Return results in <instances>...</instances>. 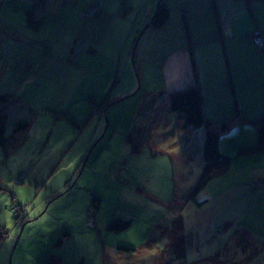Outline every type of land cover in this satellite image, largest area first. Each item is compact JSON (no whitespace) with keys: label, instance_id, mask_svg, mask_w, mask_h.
Wrapping results in <instances>:
<instances>
[{"label":"rangeland","instance_id":"374dc122","mask_svg":"<svg viewBox=\"0 0 264 264\" xmlns=\"http://www.w3.org/2000/svg\"><path fill=\"white\" fill-rule=\"evenodd\" d=\"M38 1L0 0V93H15L19 101L6 135L17 118L30 122L26 141L10 158L0 145V227L9 233L0 239V264H41L52 254L58 264H264V151L238 153L256 143L258 114L228 120L220 147L231 165L191 197L204 165L205 129L195 137L181 132L180 114L153 102L141 83L125 99L102 106L101 119L96 114L85 126H72L60 111L83 77L70 57L83 49L76 21L80 14L98 19L92 12L101 4L71 0L66 7L73 9L48 12L36 31L26 19ZM123 18L133 48L149 27L142 31L140 19ZM102 23L94 22V30ZM57 30L63 49L48 54L40 43L49 36L59 40ZM94 197L101 199L98 208L92 207ZM180 217L183 228L174 230ZM114 219L131 225L110 232Z\"/></svg>","mask_w":264,"mask_h":264},{"label":"crops","instance_id":"0c3cea01","mask_svg":"<svg viewBox=\"0 0 264 264\" xmlns=\"http://www.w3.org/2000/svg\"><path fill=\"white\" fill-rule=\"evenodd\" d=\"M70 1L48 0L44 12L65 13L73 9L66 7ZM128 1H94L92 4H102L100 17L80 14L76 21L80 30L75 38L83 41V49L76 59L73 49L70 57L83 77L63 111L72 118V126H85L98 115L92 103H101L108 95L111 99L128 96L140 83L150 96L157 92L163 99L170 92L198 87L204 112L218 117H211L214 120L224 115L238 117L239 121L259 115L264 107V49L256 45L254 34L261 31L264 39V0H131L130 5ZM162 1L170 10L168 21L163 27L150 25L144 31ZM127 14L136 17L135 24L140 19L144 27L143 36L138 43L136 37L133 48L129 46L132 30L128 31L127 19L123 18ZM94 22H103V29L95 31ZM55 32L59 40L49 36L46 43H34L45 45L48 54L60 55L63 37L57 34L63 32ZM83 52L84 63L80 64ZM150 86L155 91L149 92ZM15 102L19 104L17 99ZM12 106L8 109L10 118ZM204 137L200 139L202 144Z\"/></svg>","mask_w":264,"mask_h":264},{"label":"trees","instance_id":"16d2710c","mask_svg":"<svg viewBox=\"0 0 264 264\" xmlns=\"http://www.w3.org/2000/svg\"><path fill=\"white\" fill-rule=\"evenodd\" d=\"M48 0H39L33 8L27 11V25L29 28L39 31L46 23L45 16L47 15L45 10V4ZM97 1V0H96ZM99 1V0H98ZM94 2V1H93ZM99 3L100 2H95ZM36 10V11H35ZM103 10L101 7L94 13V15L100 14ZM170 16V10L162 2L159 3L157 10L155 12L151 26L160 28L163 27L168 21ZM143 88V87H142ZM150 92L155 89L150 86L148 88ZM156 92L154 96H158ZM129 96V95H128ZM16 94L12 92L0 93V145L2 147L3 157L5 159L10 158L16 150L23 146L27 139V134L30 128V122L28 120H16V127L13 132L6 135V125L9 122L10 116L8 114V109L15 102ZM109 95L101 103H92L94 111L98 112V117L102 114L99 110L107 108L112 103L116 102L115 99H109ZM125 97V96H124ZM166 99L161 98L159 95L156 97L154 102L161 103L167 110L180 114L179 129L186 135L196 136V132L199 129H205V137L203 143V160L204 165L199 174L198 182L194 187L191 197H195L197 193L203 190L207 184L220 175L226 173L231 165V157L226 155L220 147V135L222 132L227 131L230 126L228 120H235L236 118H226L223 122H214L207 119L204 112V99L202 93L198 87L189 88L185 90L170 92L166 96ZM121 99V98H120ZM117 100V101H118ZM102 107V108H101ZM151 111V109H150ZM64 118H68L69 121L72 119L67 116L63 111H60ZM237 119H239L237 117ZM247 119V118H246ZM73 121V120H72ZM257 127L258 139L254 145L244 146L239 149V155L241 156H251L255 154L262 153L264 151V109L262 113L257 115L256 120L253 121ZM75 128H81L80 125L74 123ZM83 164H81L82 168ZM19 181V180H17ZM2 188L0 187V190ZM100 198L94 197L92 200V207L98 208L100 206ZM199 206H202V202H197ZM16 211L18 218H21V210ZM131 225V221L114 219L107 225V230L110 232L119 233L126 230ZM176 227L174 230L179 231L183 228V219L180 217L175 223ZM169 235L172 234L173 229L167 231ZM9 237V233L6 229L0 227V239ZM183 255V254H181ZM41 264H58L57 257L55 255H50Z\"/></svg>","mask_w":264,"mask_h":264},{"label":"built area","instance_id":"2783aa9c","mask_svg":"<svg viewBox=\"0 0 264 264\" xmlns=\"http://www.w3.org/2000/svg\"><path fill=\"white\" fill-rule=\"evenodd\" d=\"M95 11L92 12V14H94ZM90 14H91V11H90ZM254 40H255V43L256 45L260 48V49H264V39L261 35V31H257L255 32L254 34Z\"/></svg>","mask_w":264,"mask_h":264},{"label":"water","instance_id":"95a60500","mask_svg":"<svg viewBox=\"0 0 264 264\" xmlns=\"http://www.w3.org/2000/svg\"><path fill=\"white\" fill-rule=\"evenodd\" d=\"M149 25H150V24L148 23L146 27H149ZM146 27H145V28H146ZM131 95H133V94H131ZM126 97H128V96H125V97L119 99L118 101H121V100L125 99Z\"/></svg>","mask_w":264,"mask_h":264}]
</instances>
